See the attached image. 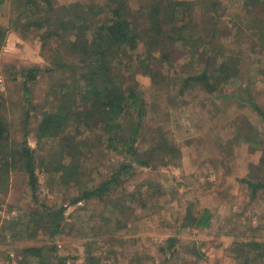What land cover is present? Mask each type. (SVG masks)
<instances>
[{
  "label": "rangeland",
  "instance_id": "374dc122",
  "mask_svg": "<svg viewBox=\"0 0 264 264\" xmlns=\"http://www.w3.org/2000/svg\"><path fill=\"white\" fill-rule=\"evenodd\" d=\"M12 1L0 0L3 29L10 30ZM178 1L189 2L192 11L179 19L178 32L172 34L180 39L161 40L168 58L162 59L159 49L152 50L150 60L158 61H150L148 69L147 61L133 68L130 58L123 68L128 88H137L145 103L133 149L144 152L164 143L172 154H157L164 157L142 167L131 161L133 151L127 145L115 151L81 149L83 187L95 188L109 180L123 163H131V170L120 176L108 197L73 205L78 189L58 183L54 175L39 169L34 194L26 175L12 172L0 210L6 214L14 210L16 219H23L36 211L45 215L46 209L63 208V229L50 237L45 222L23 234L19 231L25 227L16 226L6 230L10 238L0 241V253L11 249L22 256L26 248L38 247L53 264L64 259V264H236L229 250L233 242L264 241V190L252 195L240 181H264V119L256 112L264 113V56L254 54L248 37L256 27L240 0H216L218 9L213 13L211 1ZM102 2L47 0L46 4L52 10L72 3ZM186 37L189 41L183 40ZM151 43H140L138 55L147 58ZM221 48L238 55L235 79L216 72L218 51L224 52ZM48 66L33 32L27 38L13 29L7 32L0 45L2 114L10 138L18 143L26 140L39 156L47 146L35 142L36 113L30 108L49 101L44 98L49 83L24 85L21 78H14L12 69ZM243 87H248L249 98ZM52 179L54 183L49 182ZM203 209L212 214L209 228L179 227L186 211ZM0 224H4L1 219ZM171 238L176 242L167 248ZM22 257L25 264H37L31 256Z\"/></svg>",
  "mask_w": 264,
  "mask_h": 264
},
{
  "label": "trees",
  "instance_id": "16d2710c",
  "mask_svg": "<svg viewBox=\"0 0 264 264\" xmlns=\"http://www.w3.org/2000/svg\"><path fill=\"white\" fill-rule=\"evenodd\" d=\"M210 1L209 11L216 12V0ZM131 2L137 3V6L133 8ZM240 2L244 13L251 16L250 23L253 22L256 27V31L248 36L250 45L254 47V54L264 56V0ZM46 3L47 0H13L10 30L0 26V45L12 29L22 38L33 32L49 61L46 69H12L14 78H21L24 85L41 80L49 83L44 97L49 101L30 108L36 113L35 142L38 146H47L42 156L32 150L26 140L18 143L10 138L0 98V208L9 175L12 172L24 173L31 193L35 194L39 169L54 175L58 183L78 189V197L71 201L72 205L108 197L120 176L131 170V163L121 164L112 178L88 189L81 182L84 169L78 155L83 148L91 147L92 151L97 147L104 150L105 147L115 151L117 147L122 149L127 145L128 151H133L131 161L142 167H149L155 159H162L164 155H159L166 151L172 154V149L164 143L144 152L133 149L141 119L144 118L145 103L137 88H128L123 68L128 66L125 60L130 58L133 68L147 61L145 66L148 69L150 61H158L150 60L148 52L152 50L159 49L162 59L168 58L163 52L165 45L161 40L180 39L172 34L178 32L179 19L192 11L191 4L178 0H103L101 4L72 3L50 10ZM189 39L183 38L184 41ZM144 40L152 42L147 47V58L137 53L139 44ZM221 50L224 52L218 51L216 72L228 79L237 78L238 60L234 58L238 55H231L223 48ZM247 88L242 90L249 98ZM233 95L234 92L228 96ZM256 112L264 119L262 111L256 109ZM55 179L49 182L54 183ZM240 181L252 190V195L264 190V181L253 183L249 178ZM44 213L36 211L23 219L10 221L1 228V232L23 225L25 229L19 231L23 234L31 226L41 227V223L48 226L50 237L59 235L63 229L64 209H46ZM211 220L212 214L207 209L199 212L188 210L182 216L179 227L207 229ZM175 242L172 238L167 240V248L173 247ZM229 250L236 264L264 262V241L233 242ZM21 253L22 256L35 258L37 264H53L43 258L41 248L30 247ZM64 261L59 264H64Z\"/></svg>",
  "mask_w": 264,
  "mask_h": 264
},
{
  "label": "built area",
  "instance_id": "2783aa9c",
  "mask_svg": "<svg viewBox=\"0 0 264 264\" xmlns=\"http://www.w3.org/2000/svg\"><path fill=\"white\" fill-rule=\"evenodd\" d=\"M15 45V44H14ZM0 219L3 223H9L10 221H14L16 219V212L12 210L9 213L2 212L0 210ZM3 224V225H4ZM3 225L0 224V241L1 242H8L10 236L8 234H3L1 232V228ZM0 264H25L23 261V257L18 254L15 250L5 249L3 253H0Z\"/></svg>",
  "mask_w": 264,
  "mask_h": 264
}]
</instances>
